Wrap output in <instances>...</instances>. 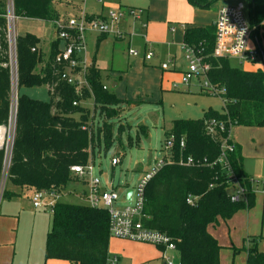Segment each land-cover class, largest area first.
Returning a JSON list of instances; mask_svg holds the SVG:
<instances>
[{
  "label": "trees",
  "instance_id": "obj_1",
  "mask_svg": "<svg viewBox=\"0 0 264 264\" xmlns=\"http://www.w3.org/2000/svg\"><path fill=\"white\" fill-rule=\"evenodd\" d=\"M218 1L221 0H189L193 7L202 10H209ZM246 1L248 21L253 29L251 39L259 46L258 54L264 56L261 47L264 0ZM56 3L57 0H12L13 16L53 23L63 21ZM9 27L8 0H0V127H7L10 122ZM59 42L51 44L48 56L42 61L37 37L27 34L16 39V78L20 94L24 88L46 87L51 99L42 102L24 94L18 97L4 198L18 195L10 192L8 185L33 192H54L60 197L68 185L78 179L71 171L73 167L87 166L102 143L106 152L113 146L114 126L108 120L120 117L122 105L138 104L122 101L106 89L101 71L95 65L86 69V86L81 89L62 80V67L56 63ZM215 42V25L184 30V47L193 50L210 66L207 76L210 83L225 90V94L220 95L223 110L209 109L199 120L172 123L169 133L175 138L172 160L160 169L145 190L142 224L145 229L165 234L172 240L181 264H220L222 248L207 227L229 221L239 211H250L256 203L252 178L244 170L240 147L233 145V151L227 153V162L246 192L245 200L231 201L236 184L230 179L226 164L217 160L230 127L264 128V71L248 72L231 67L228 58L214 56ZM41 63L43 68L39 70ZM89 99L94 103L93 114L82 105ZM95 113L102 120L96 127ZM213 121L225 126L224 132L218 126L216 134L211 136L207 128ZM140 130L147 139L148 128L143 126ZM124 131V126H120L119 135ZM182 140L184 149L180 147ZM189 158L194 165L181 163ZM4 159L5 154L0 151V178ZM189 199L195 200L193 205L188 203ZM110 240L108 211L57 202L47 234L45 258L71 264H109ZM245 251L247 264H264V253L259 252L257 245L246 247Z\"/></svg>",
  "mask_w": 264,
  "mask_h": 264
},
{
  "label": "rangeland",
  "instance_id": "obj_2",
  "mask_svg": "<svg viewBox=\"0 0 264 264\" xmlns=\"http://www.w3.org/2000/svg\"><path fill=\"white\" fill-rule=\"evenodd\" d=\"M85 1L86 0H57L56 5L61 13L72 16L79 8L84 7ZM138 1H141L142 4H146L148 0ZM165 1L168 2V0L153 1V3H157L159 14L166 9H161V6L166 7ZM242 2L247 5L246 0ZM11 5L12 0H8V11ZM119 9H121V7L110 8V10L114 11ZM210 9H212L210 12L213 13L214 8ZM210 12L208 11V13ZM127 20H124V22H127ZM9 24V54L12 77L10 122L7 127H0V130L2 129V131H4V134L0 133L4 146L0 151L4 152L5 157L7 154L9 136L11 134L13 136L18 97L24 94L33 100L42 102H49L51 99L46 87L24 88L21 90L20 94L16 78L17 36H25L28 33L39 36L42 39L41 47L43 51H40L42 53V61L48 56L50 52L49 43L55 37L52 30L53 26L48 22L40 23L15 18L14 20H9ZM48 29H50L49 36L51 35V30L53 32L51 37L45 35ZM175 35L177 37V33ZM118 45H120L124 51L127 49V43L125 41L118 42ZM255 47L259 50L258 44ZM261 47L264 54V37H262L261 40ZM229 63L231 67L240 70L263 69L264 56L259 52L256 60L257 64L254 66L245 62H239L233 58H229ZM42 68L43 64L41 63L39 70ZM89 100L88 103L82 105H85V108L92 113L94 110V103L91 101L92 99ZM161 101L162 103H157V105L150 103H138L135 106H129L127 104L122 105L120 117L108 120V122L114 126L115 142L113 146L109 148L107 152L105 151L103 143L101 145V152L99 148H96L95 157L93 159V177L101 181V187L103 189H109L111 184L113 185L114 190L120 195V200L116 205L117 209H122L127 206L125 194L127 191H133L137 187L143 174L151 173L163 160L167 163L172 160L171 150H167L165 146L169 139V131L174 121L199 120L209 108L222 111L224 106V101L220 96L206 93L198 88L189 89L188 86L184 85H180L179 88L173 90V92L163 93ZM76 117L78 118L79 116ZM94 122L95 127L102 122L98 113H95ZM122 125L125 131L119 135V128ZM143 126L147 127L149 130V137L147 139L143 137L140 130ZM129 143H131V145ZM117 156L122 157V162L118 166L113 167L111 164L112 158ZM5 159L0 182L3 173H8V167L5 166ZM260 181L262 182L264 179ZM89 183L90 176H86L80 181L77 179L75 182H72L58 198V202L73 205H89L86 198L89 193ZM255 188L254 192L258 200L252 210L239 211L232 220L227 222L220 221L217 227H207V231L215 237L222 248L220 251V264H247V253L245 248L254 247V245H257L259 252L264 253V188ZM5 189L6 187H4V190ZM7 189L10 192L18 193V196L12 200L7 198L2 199L0 202V212L6 211L17 216L21 214L18 232L19 252H26L33 244H35V249L38 243H40L41 246H46L47 234L51 227V211L47 208H34L32 203L33 193L29 189L21 190L11 185H8ZM127 243L132 245H128ZM139 244L150 247L145 250L146 255L155 256L157 254V257L160 256L159 249L155 245L112 237L109 248V264L112 263L115 256L122 257L120 264H124L125 262L128 264L124 255L131 259L135 253H144L141 248H137ZM153 264H157V262Z\"/></svg>",
  "mask_w": 264,
  "mask_h": 264
},
{
  "label": "crops",
  "instance_id": "obj_3",
  "mask_svg": "<svg viewBox=\"0 0 264 264\" xmlns=\"http://www.w3.org/2000/svg\"><path fill=\"white\" fill-rule=\"evenodd\" d=\"M153 1L148 0L146 4H142L138 0H103V3H98L96 0H86L84 7L79 8L72 16L61 13L56 5L57 11L64 17L63 21L77 17L82 13L93 17L106 16L112 7L133 8L144 11L141 20L135 22L127 20V22L120 24V28L128 35L124 39H117L113 35L100 37L89 33L87 35V52L81 58L86 68L95 65L101 71V80L105 88L122 101L156 105L162 103L163 93L173 92L180 85H183L180 79L187 69L183 49L184 30L188 27L215 25L222 7L243 3V0H221L211 7L214 8L213 13H211L212 9L202 10L193 7L189 0H168V2L165 1L166 7L161 6L162 10L166 9L159 14L157 3H153ZM35 22L46 23L44 21ZM48 23L52 24L55 35L49 43L51 47L52 43L58 41V35L55 24L53 22ZM145 24L147 25L146 28L144 27ZM52 30L50 36V29L46 31L45 35L51 37L53 35ZM34 36L40 40L38 49L43 51L41 47L42 39L37 35ZM121 41L127 43L125 51L118 45V42ZM255 46H257V42L255 41L254 45V40H252L250 48L256 50ZM62 47L63 43L60 41L58 48L61 49ZM129 49L137 50L139 56H130ZM148 53L153 54L150 61L145 60V54ZM245 63L253 66L257 64L256 61ZM258 70L264 71V67L263 69L256 68L244 71L256 72ZM188 88L200 89V86L197 81H194L188 85ZM89 101H84L82 104ZM83 106L85 107V105ZM171 129L172 127L170 131ZM232 139L242 151L244 170L247 175L255 181L264 179V128L235 127L232 130ZM99 149L101 152L102 148ZM261 187L264 188V185L254 186L255 189ZM126 195L127 193L125 199ZM17 196L12 197L11 200ZM20 221L21 214L17 216L6 211L0 212V264H71L64 261L46 260V246H41L40 243L37 244L36 249L35 244H33L29 250L20 253L18 247ZM137 248H141L144 253H135L131 259L124 255L128 264H153L155 262L161 264V255L158 257L157 254L155 256L146 255L145 250L150 247L139 244ZM117 257L120 264L122 257Z\"/></svg>",
  "mask_w": 264,
  "mask_h": 264
},
{
  "label": "built area",
  "instance_id": "obj_4",
  "mask_svg": "<svg viewBox=\"0 0 264 264\" xmlns=\"http://www.w3.org/2000/svg\"><path fill=\"white\" fill-rule=\"evenodd\" d=\"M98 3H103V0H96ZM144 11L139 9H119L110 10L106 16L93 17L86 13H82L77 17L70 18L66 21L55 22L58 40L63 43V47L59 50L56 57V63L62 67L61 79L71 85H77L78 89L86 86L85 74L86 67L82 61V55L87 52V35L89 33L98 36L113 35L117 39L128 37L127 33L120 28V24L124 20L139 21L143 18ZM8 19L14 20L12 5L8 11ZM132 19V20H131ZM146 24L144 27L146 28ZM216 27V42L214 56L219 58H233L240 62H254L258 57L257 49L250 48L251 28L247 8L244 3H237L232 6H224L218 13V18L215 22ZM185 51V60L187 69L182 74L181 84L190 85L194 81H199L200 89L206 93L215 95L225 94L224 88L213 86L207 76L210 71V66L203 63V60L197 57L193 50L183 47ZM35 51V49L33 50ZM129 55L133 57L139 56V52L135 49H129ZM153 57L152 53L145 54V60L150 61ZM167 68V67H166ZM220 127V131L224 132L225 126L211 122L208 125V133L211 136L216 134L215 129ZM15 127V126H14ZM85 130V129H84ZM232 130L222 140V153L217 160L218 163L226 164V168L230 172V179L236 184V189L231 194V201L238 202L245 200L246 192L239 185L236 177L231 171V166L227 162V153L233 151L235 144L232 139ZM4 137V136H3ZM14 142V131L9 136L5 166L10 167L12 147ZM175 138L170 135L166 142V149L171 150L174 146ZM3 140L0 137V149H3ZM181 149H184L185 142H180ZM122 162V157H113L111 164L113 167L118 166ZM170 163V162H168ZM184 163L187 166L194 165V161L189 158ZM167 162L161 161L157 167L151 172L146 173L141 177L137 187L133 190L130 202L126 200L127 206L122 209H117L116 205L120 200V195L114 190L111 184L109 189L101 187V181L93 177V160L85 167L76 166L71 169L74 176L79 180L90 176L89 193L87 201L89 206L101 208L108 211L110 215V236L111 238H120L126 240L137 241L146 244L157 246L160 251L161 264H181L176 245L165 234L145 229L142 224L144 217L143 211L145 206V190L153 177L162 169ZM8 173H3L0 182V202L4 198V187L7 181ZM253 186L264 185V181H255L252 179ZM59 196L54 192L35 191L32 195V203L34 208H47L53 213L54 207L58 202ZM193 199H189V204H194ZM111 264H119V258L114 257Z\"/></svg>",
  "mask_w": 264,
  "mask_h": 264
},
{
  "label": "water",
  "instance_id": "obj_5",
  "mask_svg": "<svg viewBox=\"0 0 264 264\" xmlns=\"http://www.w3.org/2000/svg\"><path fill=\"white\" fill-rule=\"evenodd\" d=\"M132 194H133V191L132 190H129L128 192H127V195H126V199L130 202V200H131V196H132Z\"/></svg>",
  "mask_w": 264,
  "mask_h": 264
},
{
  "label": "bare ground",
  "instance_id": "obj_6",
  "mask_svg": "<svg viewBox=\"0 0 264 264\" xmlns=\"http://www.w3.org/2000/svg\"><path fill=\"white\" fill-rule=\"evenodd\" d=\"M0 133H1V134H4V131H2V129H1V130H0Z\"/></svg>",
  "mask_w": 264,
  "mask_h": 264
}]
</instances>
